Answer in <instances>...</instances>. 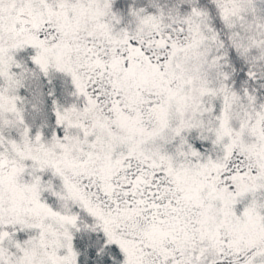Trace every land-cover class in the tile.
I'll use <instances>...</instances> for the list:
<instances>
[{"label": "snow or ice", "instance_id": "6c2138e0", "mask_svg": "<svg viewBox=\"0 0 264 264\" xmlns=\"http://www.w3.org/2000/svg\"><path fill=\"white\" fill-rule=\"evenodd\" d=\"M0 264H264V0H0Z\"/></svg>", "mask_w": 264, "mask_h": 264}]
</instances>
